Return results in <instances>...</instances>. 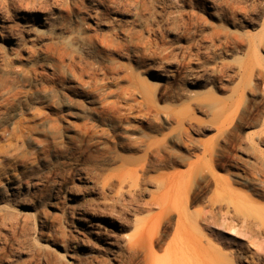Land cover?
Masks as SVG:
<instances>
[{
  "label": "rangeland",
  "instance_id": "374dc122",
  "mask_svg": "<svg viewBox=\"0 0 264 264\" xmlns=\"http://www.w3.org/2000/svg\"><path fill=\"white\" fill-rule=\"evenodd\" d=\"M261 242L264 0H0V264H264Z\"/></svg>",
  "mask_w": 264,
  "mask_h": 264
},
{
  "label": "bare ground",
  "instance_id": "6f19581e",
  "mask_svg": "<svg viewBox=\"0 0 264 264\" xmlns=\"http://www.w3.org/2000/svg\"><path fill=\"white\" fill-rule=\"evenodd\" d=\"M170 185H168L169 187ZM171 187V186H170ZM169 187V189H171ZM172 191V190H170ZM180 193V192H179ZM182 193V192H181ZM167 196V195H166ZM168 198H169V195H168ZM170 199V198H169ZM183 210L181 211L180 208L178 207H173L171 203H168V204H165V205H160V208L162 209V211H164L165 213H168V214H174L172 213L173 211L172 210H175V212H178L179 214V217H183L185 215V210L187 209L185 205L183 204H179ZM172 209V210H171ZM203 220H205V223L207 226H220L223 227L224 226V223L220 222L218 223L217 222V218H216V212L213 210V211H210L208 214H203ZM237 222V221H236ZM230 229L236 231V232H239L238 228L234 225L230 226ZM178 230H179V233H186V234H191V228L188 224H179L178 225ZM257 244V243H256ZM261 250L264 251V243L261 242V245H259ZM258 247V246H257ZM254 256L252 258H250L249 260L252 261V262H256L257 264H260L259 262L255 261V259H253Z\"/></svg>",
  "mask_w": 264,
  "mask_h": 264
}]
</instances>
